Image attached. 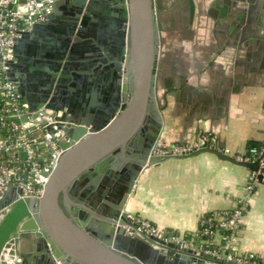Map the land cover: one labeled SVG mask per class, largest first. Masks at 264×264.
<instances>
[{
    "label": "water",
    "instance_id": "1",
    "mask_svg": "<svg viewBox=\"0 0 264 264\" xmlns=\"http://www.w3.org/2000/svg\"><path fill=\"white\" fill-rule=\"evenodd\" d=\"M159 13L155 0H53L44 21L13 37L6 78L30 113L12 120L43 160L32 177L46 182L40 196L10 182L0 197V264H225L141 233L127 216L139 175L166 159L208 152L259 168L205 143L157 154ZM34 70L38 84L25 78Z\"/></svg>",
    "mask_w": 264,
    "mask_h": 264
},
{
    "label": "crops",
    "instance_id": "2",
    "mask_svg": "<svg viewBox=\"0 0 264 264\" xmlns=\"http://www.w3.org/2000/svg\"><path fill=\"white\" fill-rule=\"evenodd\" d=\"M155 6L160 143L210 134L212 146L232 156L261 148L264 0H155ZM250 172L208 152L169 158L142 171L125 208L161 230L194 235L201 216L231 209L245 195ZM237 245L264 256V182L249 200Z\"/></svg>",
    "mask_w": 264,
    "mask_h": 264
},
{
    "label": "built area",
    "instance_id": "3",
    "mask_svg": "<svg viewBox=\"0 0 264 264\" xmlns=\"http://www.w3.org/2000/svg\"><path fill=\"white\" fill-rule=\"evenodd\" d=\"M52 1L0 0V197L4 195L10 182L14 187L22 189L24 196H40L42 190L38 187H42L46 182L43 176L32 177L37 167L34 162L37 154L28 140L29 131L12 120L29 115L30 112L27 103L17 93L16 86L7 80L6 71L13 59V37L16 33L27 30L25 24L31 26L43 20V11L51 10ZM12 7H15V10H12ZM19 14L23 15L22 19L18 17ZM44 136L48 137L47 134ZM214 140L212 135L206 134L195 141L172 145L160 144L157 147V154L184 155L197 150L204 143L213 147ZM1 154H5L6 158H2ZM235 158L247 162L259 160L258 171H251L247 179L245 197L237 200L233 208L223 210L217 216L200 218L199 227L194 235L186 237L168 230H160L143 218L127 214L129 220L141 233L177 245L181 249L202 251L225 264H264V257L252 252H239L236 249L241 218L248 207L255 186L259 183V175L261 182H264V145ZM200 236H204L205 239H201Z\"/></svg>",
    "mask_w": 264,
    "mask_h": 264
},
{
    "label": "flooded vegetation",
    "instance_id": "4",
    "mask_svg": "<svg viewBox=\"0 0 264 264\" xmlns=\"http://www.w3.org/2000/svg\"><path fill=\"white\" fill-rule=\"evenodd\" d=\"M26 79L28 78V80H32L34 83L38 84L40 83V73H38L37 71H26ZM41 147L43 149L42 152L44 153H48L47 148L41 143ZM39 157L36 155V157L34 158V162L37 166H40L42 164V159H38ZM65 203V202H64ZM69 207V206H68Z\"/></svg>",
    "mask_w": 264,
    "mask_h": 264
},
{
    "label": "trees",
    "instance_id": "5",
    "mask_svg": "<svg viewBox=\"0 0 264 264\" xmlns=\"http://www.w3.org/2000/svg\"><path fill=\"white\" fill-rule=\"evenodd\" d=\"M176 144V143H175ZM1 156H2V158H6V155L5 154H1ZM221 211H223V210H220V211H213V212H208V213H206V214H204L203 216H201L200 218H207V217H213V216H217V215H219L220 213H221ZM198 227H199V224H198ZM222 233H223V231H222ZM186 237H189L190 235H185ZM200 238L201 239H205V237L204 236H200ZM223 242V239H221L220 240V243H222Z\"/></svg>",
    "mask_w": 264,
    "mask_h": 264
},
{
    "label": "rangeland",
    "instance_id": "6",
    "mask_svg": "<svg viewBox=\"0 0 264 264\" xmlns=\"http://www.w3.org/2000/svg\"><path fill=\"white\" fill-rule=\"evenodd\" d=\"M161 144H163V142H161ZM243 197H245V195L243 196ZM242 197V198H243ZM242 198H240V199H242ZM251 198V197H250ZM250 198H249V200H250ZM239 200V199H238ZM248 206H249V201H248ZM247 209H248V207H247ZM247 209H246V211H247ZM246 211H245V213H246ZM244 213V214H245ZM130 214V213H129ZM244 214H243V216H244ZM131 215H134V216H136L135 214H131ZM243 216H242V218H243ZM139 217V216H138ZM141 218V217H140ZM242 218H241V220H242ZM144 219V218H143ZM146 220V219H145ZM148 221V220H147ZM158 228V227H157ZM241 229V228H240ZM161 230V229H160ZM169 231V230H168ZM172 232V231H171ZM173 233V232H172ZM239 234V233H238ZM237 243H238V240H237ZM237 243H236V249L239 251V249H238V245H237ZM239 252H243V251H239ZM252 253H254V252H252ZM254 254H256V253H254ZM258 255V254H257ZM260 257H264V256H261V255H259Z\"/></svg>",
    "mask_w": 264,
    "mask_h": 264
}]
</instances>
